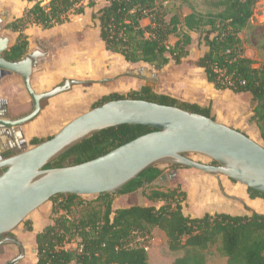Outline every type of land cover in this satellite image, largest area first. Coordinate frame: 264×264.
<instances>
[{"label": "trees", "instance_id": "16d2710c", "mask_svg": "<svg viewBox=\"0 0 264 264\" xmlns=\"http://www.w3.org/2000/svg\"><path fill=\"white\" fill-rule=\"evenodd\" d=\"M33 4L20 17L6 24L17 32L15 42L4 52L9 61H18L28 52L29 25L50 29L69 21L71 15H81L85 8H93L95 0H26ZM106 4L91 13L98 23L99 38L106 50L120 54L126 62L145 63L155 70L163 68L172 58L175 64L190 54L193 42L190 32L198 33L200 52L195 65L203 69L205 78L217 89H231L247 95L249 121L258 131L264 146V61L243 55L241 33L253 15L256 0H204L205 10H198L191 0H178L176 12L164 3L176 0H105ZM175 3V2H173ZM188 12L181 13V6ZM149 23L142 25L141 21ZM175 37L173 45L168 43ZM229 77L234 85L219 81ZM239 81H243L242 84ZM131 98L178 106L215 120L209 107L181 101L168 94L157 93L145 84L127 93L111 92L95 102ZM152 131L148 126L123 124L102 129L85 138L45 167L63 166L66 160L78 164L103 155L136 137ZM51 137V136H50ZM41 138L30 140L32 146ZM14 152H5L8 157ZM1 172V170H0ZM157 164L144 169L116 193H101L94 199L81 201L78 216L73 208L79 195L57 194L52 201V222L34 237L36 264H148L147 246L155 229L166 236L167 248L181 252L172 264H206L205 253L216 246L226 264H264V214L244 205V213L205 212L200 216L186 214L183 202L187 192L180 186L162 188L150 183L161 175ZM147 185H143V182ZM142 189L144 204L114 206L117 195L137 193ZM250 198L264 194L246 188ZM31 230V226H27ZM75 248H66L67 243Z\"/></svg>", "mask_w": 264, "mask_h": 264}, {"label": "water", "instance_id": "95a60500", "mask_svg": "<svg viewBox=\"0 0 264 264\" xmlns=\"http://www.w3.org/2000/svg\"><path fill=\"white\" fill-rule=\"evenodd\" d=\"M8 44L9 39L0 36V77L10 73L19 75L31 108L14 119L5 118L0 112V135L31 121L49 98L82 82L65 78L46 92H35L30 77L43 53L32 50L18 61H9L3 56ZM143 70L140 68L138 72ZM148 73L149 78L155 79L154 73ZM123 124L144 125L152 131L91 160L45 167L92 134ZM189 153L208 157L211 163L195 161L186 156ZM161 163L223 175L264 194V146L245 133L178 106L131 98L109 100L71 119L54 135L31 148L24 146L8 157L0 153V235L8 234L0 245L15 244L19 249V254L5 264H15L25 254L22 243L9 233L52 196L116 193L144 169ZM171 176L162 172L150 184L168 186ZM137 196V205L142 206V189L137 191Z\"/></svg>", "mask_w": 264, "mask_h": 264}, {"label": "crops", "instance_id": "0c3cea01", "mask_svg": "<svg viewBox=\"0 0 264 264\" xmlns=\"http://www.w3.org/2000/svg\"><path fill=\"white\" fill-rule=\"evenodd\" d=\"M17 1L22 3V1L25 0ZM16 8L17 6L15 5L14 10ZM1 14L2 13H0V15ZM17 17H20V14L15 15V18ZM143 21H145V24H142ZM148 23V19L141 21L142 25ZM55 27L42 30L44 31L43 34H41V32L39 33L38 38H35V49H33L31 45L28 47V49H31L30 51L38 50L43 53V56L37 59V64L32 69L30 77L31 86L37 93L46 92L60 84V82L66 78L82 81V84L79 86L81 88H74L73 86L67 91L52 96L45 102L35 118L20 127H13L7 130L10 131L9 134L0 135V153L15 152V150L22 149L24 146L30 148L32 146L30 144L32 138H41L43 136L55 134L64 125V123H61V120H59L64 116L63 110L78 107L77 102L80 100L82 101L79 105L82 106L86 101L94 97L107 95L113 91H120L123 89L137 90L141 86L147 84V80L153 82V87H151L153 91L163 94L170 93L168 95L181 101L209 107L215 121L240 130L253 140L257 141V139H259L257 127L249 121L251 112L247 103V95L237 94L228 88H215L206 80L203 69L197 67L195 63L190 65L189 61L183 62L182 60L181 64L171 73L164 75L166 77L164 82L159 81L161 75L159 74L160 71L164 69L167 71L168 67L171 66L173 62L169 61L161 70L155 73L153 69H149V67H151L149 64L129 63L126 62L120 54L106 50L101 39L96 48L93 46L89 48L87 52H84L82 50L84 48L81 46L80 50V47H78L76 43L69 44L61 49L59 55L53 53V51H45L41 45V40H43L44 37H49L51 32L55 31L52 30ZM4 30L8 31L5 28ZM244 31L245 29L239 33L243 55L255 59L257 52L243 42ZM25 33H27V28L25 29ZM14 34L16 33L9 31L8 34L0 33V36L15 40V38H12ZM76 34L79 35L78 32H76ZM11 35L13 36L11 37ZM87 55H89V57ZM196 57L194 60H196ZM140 68H144V70L138 72ZM148 72L154 73L156 76L155 79L152 80L149 78L150 73ZM122 74H126L127 77H121L122 79L120 78L114 83L110 81L112 78ZM140 74L148 76V78L144 79ZM156 89L158 91H156ZM30 108L31 100L24 89L21 77L13 73L1 76L0 112L4 113L5 118H17L25 114ZM83 112H85V110L80 111V113ZM64 117V119H68V117ZM235 195L242 209V211H238L237 213H244V205H246L250 209L264 214V199L259 197L250 198L246 189H239ZM3 254L4 253L0 251V264ZM223 259L224 264H226L225 258ZM206 264H208V262Z\"/></svg>", "mask_w": 264, "mask_h": 264}, {"label": "rangeland", "instance_id": "374dc122", "mask_svg": "<svg viewBox=\"0 0 264 264\" xmlns=\"http://www.w3.org/2000/svg\"><path fill=\"white\" fill-rule=\"evenodd\" d=\"M40 1L42 5H46L49 0ZM95 1L96 5L93 8L86 7L82 15H71L69 21L63 23L62 26H54L55 28H53L52 30L55 31H52L53 33L51 32V35L49 37H44V39L41 40V45L43 46L45 51H53V53H57L59 55L61 49L65 48L69 44L74 43H76L78 47L81 46L82 48H84L82 49L84 52H87V50H89V48H92L93 46L95 48L97 47V44L100 40L99 28L97 21L91 18V13L100 8L101 6L105 5L106 1ZM87 2L88 0L83 1L84 4H86ZM191 2L197 7L198 10L206 9V5H204V0H191ZM178 3V0L164 3L166 9L170 10L167 17H169L172 13L176 12L175 6ZM32 4L33 2H28L26 0L22 1V3H19L17 0H0V13H2L0 15V33L8 34V32L11 30L5 27L6 24L10 21H13L15 15L20 14L21 16L24 9L30 7ZM15 5L17 6V8L14 10ZM180 12L186 13L188 12V8L185 5L181 6ZM142 24H145V21H143ZM4 28L8 31H5ZM42 30L44 29L36 25H29L27 27V33H25L24 30V33L27 34L28 37V47L29 45H31V47L35 49V38H38L40 32L41 34L44 33V31ZM76 32H78L79 35H77ZM15 33L16 34H14V36L11 35V37L13 36L12 38L16 39L17 32ZM190 35L193 39V42L189 46L190 54L187 58L183 60V62L189 61L190 65H192L195 63L194 58L199 54L201 48L197 44L198 33L190 32ZM175 40L176 38L172 36L169 38L168 43L170 45H173ZM13 41L15 42V40L9 38V47L14 43ZM243 42L248 47H252L257 52V56L254 59L257 63L255 64V66L264 61V0H256L253 15L250 18L243 33ZM81 47L79 48L80 50ZM30 50L31 49H28V52H30ZM87 56L89 57V55ZM170 61L173 63L171 66L168 67L167 71H165V69L163 71H160L159 74L161 75L159 81L164 82L166 80V77L164 75L171 73L177 66L181 64H175L172 58L170 59ZM149 69H153V72L155 73L156 71L158 72L159 70H161L158 69L154 71V68L152 66L149 67ZM124 76L127 77L126 74H122L112 78L110 81L114 83ZM146 83L150 87H153V82L151 80H147ZM81 84L82 83L73 86L74 88H81L79 87ZM130 90L132 89H123L120 91L113 92L125 94ZM156 91L158 90L156 89ZM100 97L101 96L94 97L91 100L86 101V103L82 106L79 105L82 101L80 100L79 102H77L78 107H74L75 109L70 108L68 110H63L64 116L68 117V119H64L65 117L62 116V118L59 120H61V123H67L71 119L82 114L80 113L81 110H85L86 112L92 107H94L95 102H97ZM50 136L52 135L43 136L41 137V139L44 141ZM256 142L263 146L260 137L259 139H257ZM186 156L198 162L211 163V160L203 155L189 153L186 154ZM70 163L71 160L68 159L64 162V165H68ZM157 166L163 169V172L166 173L167 177L169 175H172L171 178H167L168 186L157 185V187L168 188L180 186L181 189L187 192V197L183 202V209L186 214L202 215L205 212L213 213L216 211L235 214L238 211H242L238 203V198L235 194H237V191L239 189H246L244 185L230 180L229 178L223 175L209 174L183 165L161 163L157 164ZM79 196L80 197L77 200L78 204L73 208L74 216H78V212L81 209V206L79 205L81 201L86 202L88 200H92L95 198L96 195ZM137 202V193H132V195L115 196L113 205L122 206L134 204ZM51 207L52 201L48 200L32 212H30L19 223V225L12 232H10L13 237L17 238L22 243L25 251L24 257L15 264H36L35 253L33 252L35 246L34 237L38 231L42 230L46 225L52 222V218L54 215L51 213ZM28 225L31 226V230L27 229ZM147 244L148 246L146 249L148 253V264H172L174 258L181 254V252H171L167 248L166 236L161 230L158 229H155L152 232V238L148 241ZM70 247L75 248L76 243L73 242ZM215 247V245L211 246L206 251H204L206 263L208 262V264H224V257L217 253ZM1 251L4 253L1 264H5L7 260L13 258L18 253L17 247L13 244H3V246L1 247Z\"/></svg>", "mask_w": 264, "mask_h": 264}, {"label": "built area", "instance_id": "2783aa9c", "mask_svg": "<svg viewBox=\"0 0 264 264\" xmlns=\"http://www.w3.org/2000/svg\"><path fill=\"white\" fill-rule=\"evenodd\" d=\"M214 70H216L217 72L220 73L219 75V81L222 82L223 84H225L226 86L228 87H232L234 85V82L233 80H231L229 77H222L223 76V73L220 71V69H218L216 66L214 67ZM240 84L243 83V81H239ZM70 245L71 243H67L65 245L66 248H70Z\"/></svg>", "mask_w": 264, "mask_h": 264}, {"label": "flooded vegetation", "instance_id": "af4514ba", "mask_svg": "<svg viewBox=\"0 0 264 264\" xmlns=\"http://www.w3.org/2000/svg\"><path fill=\"white\" fill-rule=\"evenodd\" d=\"M8 234H3V235H0V241L1 240H3L6 236H7ZM9 235H11L10 233H9ZM12 236V235H11ZM13 245H15V244H13ZM3 245H0V248L2 247ZM16 247H17V245H15ZM17 250H18V253H17V255L19 254V249H18V247H17ZM0 251H1V249H0ZM8 261V260H7ZM6 261V262H7ZM5 262V263H6Z\"/></svg>", "mask_w": 264, "mask_h": 264}]
</instances>
